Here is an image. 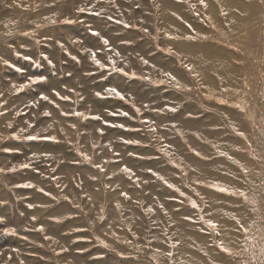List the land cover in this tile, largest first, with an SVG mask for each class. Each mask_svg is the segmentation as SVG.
<instances>
[{
    "label": "rangeland",
    "instance_id": "1",
    "mask_svg": "<svg viewBox=\"0 0 264 264\" xmlns=\"http://www.w3.org/2000/svg\"><path fill=\"white\" fill-rule=\"evenodd\" d=\"M0 264H264V0H0Z\"/></svg>",
    "mask_w": 264,
    "mask_h": 264
},
{
    "label": "snow or ice",
    "instance_id": "2",
    "mask_svg": "<svg viewBox=\"0 0 264 264\" xmlns=\"http://www.w3.org/2000/svg\"><path fill=\"white\" fill-rule=\"evenodd\" d=\"M104 43H107V41L105 40ZM41 79H42V78H41ZM111 91L115 92L116 90H115V89H112ZM118 94H119V93H117V95H118ZM44 99H47V97H44ZM225 251H227V250L225 249Z\"/></svg>",
    "mask_w": 264,
    "mask_h": 264
}]
</instances>
